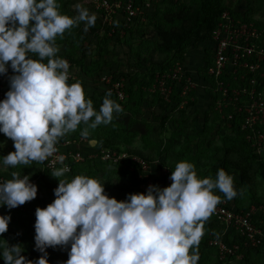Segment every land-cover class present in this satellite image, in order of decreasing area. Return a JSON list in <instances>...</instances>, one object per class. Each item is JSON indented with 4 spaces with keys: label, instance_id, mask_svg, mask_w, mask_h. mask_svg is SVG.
<instances>
[{
    "label": "clouds",
    "instance_id": "9594fccd",
    "mask_svg": "<svg viewBox=\"0 0 264 264\" xmlns=\"http://www.w3.org/2000/svg\"><path fill=\"white\" fill-rule=\"evenodd\" d=\"M73 7L77 14L70 17L61 13L59 0H0V76L9 84L0 100V133L15 149L0 157L5 168L42 163L68 133L84 125L80 135L88 139L89 129L108 125L114 113L122 112L111 91L97 111L79 81L68 83L70 66L57 55V37L80 23L87 32L96 21L81 3ZM66 172L67 166L55 168L51 176ZM11 175L0 184V207L9 210L37 196L29 175ZM169 179L170 186L149 185L146 193L129 194L123 201L110 198L105 183L88 175L58 179L53 202L35 210L34 251L42 255L28 259L20 245L0 239V259L48 264L46 249L59 246L69 248L65 264H198L204 224L222 202L214 190L227 200L238 191L224 169L215 178H201L188 161L178 162ZM10 220L0 215V236Z\"/></svg>",
    "mask_w": 264,
    "mask_h": 264
},
{
    "label": "rangeland",
    "instance_id": "374dc122",
    "mask_svg": "<svg viewBox=\"0 0 264 264\" xmlns=\"http://www.w3.org/2000/svg\"><path fill=\"white\" fill-rule=\"evenodd\" d=\"M92 1L93 0H59L61 5L60 11L62 14H66L70 17L75 16L77 12L73 5L79 2L83 7L87 8L91 14L94 13L92 10ZM190 1L191 0H182V3L188 5ZM249 1L254 0H224L222 2L223 4L228 5L231 9H238L239 11L246 12ZM254 8L257 11L254 18L264 17V0H255ZM180 16H185V14L182 11L179 12L177 7L163 6L156 21L158 25L157 27H160V29L156 26L150 25L146 30L147 33H145V38L139 41H132L131 38L133 45L131 54L126 45L112 42L101 44L99 40L100 38L97 39L98 44H96L94 43L92 36L88 37V40H90L91 43L93 42L91 44V56L95 57V54L98 53L100 56L105 55L109 60L115 61L123 70H126L127 68L129 69L130 64L135 62L137 64L139 63L138 65H141L142 70L143 68L145 70L147 67L151 66V63H156L157 61L170 57V51L167 50V46L171 44V42L178 41L181 38L179 35V33L182 32V26L179 22ZM166 17L175 18V22L172 26L165 21ZM120 20L121 19L119 18V21ZM76 28L77 31L68 38L71 48H66L64 43L57 45L59 47V52L57 54L65 60L68 59L63 56L66 52L68 53L69 49H73V51L77 53L81 47H87V42L84 41L81 36L82 30L84 31V24L80 23ZM102 35L100 33V36L98 35V37H102ZM121 35H124L123 41L130 40L131 34L122 32ZM206 50L207 45L199 43L197 49H189L185 54L184 64L186 71L193 76L194 81L198 85L187 99V101L194 103V105L190 106V104H188L185 108L180 105V107L178 106L175 110L170 109V119L167 125L162 127L160 125V117L164 115V113H161L158 118L159 120H156L153 116L155 105H152V107L150 105L153 102V99H155L154 82H147L146 87L143 84L142 86H138V89L135 87L130 94L127 93L128 96L123 102L117 101L116 99L114 100L121 105L122 112L119 114L114 113V118L108 125L102 124L105 127L103 130L107 135L105 140H113L112 143L106 144L107 147L115 148L116 150H125V152L126 150L129 152L134 151L135 154L133 155L138 153L136 155L137 157H141L140 155L142 154L144 158L147 159L151 168L147 172H143L139 167L125 163L114 165L111 163L97 162L95 165H85L86 167L95 168V170L83 175H90V177L104 182L105 193L110 198H116L118 201H123L129 194L146 193L149 185H157L161 187L162 184V186H165L167 184V178L171 175V171L174 170L175 165L180 161L193 163L198 177L204 178L211 176L215 178L212 175L213 167L219 166V163L213 161L214 156L220 153L225 147H230L235 144L237 136L233 128L225 120L221 119V117L217 119L216 123L213 120L208 121L209 124L206 126L207 129L206 127L204 128L205 122L203 115L205 112L208 113L209 105L212 104L209 94L207 93L208 85L202 81V68L205 64ZM177 63L179 62H169L170 66L165 69L169 70L172 65L174 66ZM70 73L75 80L81 79L83 75V71L79 66H72L70 68ZM141 75H144L145 82L150 78V75L144 74V71H142V73L139 72V74L133 77V85L140 84L139 78ZM93 85L94 84L92 83L82 84L86 98H90L94 91H97V86ZM171 123H175V125H172ZM84 127V125L79 126L76 131L68 133L65 137L73 135L81 136L80 131ZM89 133V136H91L92 134L90 131ZM65 137L60 140H63ZM87 140H90V138ZM106 145H101L102 147L99 150H95L94 153H100L102 150L108 149L104 147ZM198 146H200L199 149ZM13 151H15L13 141L5 137L3 133H0V157H4ZM39 169L40 166L37 162H33L27 166L18 165L15 168H5L0 164V172L26 173L30 177H36ZM46 175L45 179L42 180L41 178L40 199L20 210H6L5 214L11 216L8 227L20 231L23 236L29 238L28 242H19L18 240L17 244H15L20 245L23 248L24 252L21 253L22 255H25L28 259L32 260H36L40 257L34 251L28 249V245L35 244V210L38 207L45 208L48 204L53 202L55 199L54 190H52L50 186L52 185L56 188L59 183L58 179L67 178L68 180H71L74 178L72 172L70 174H65L64 177L60 178L52 177L51 173ZM231 176L235 183L238 178L237 175L232 174ZM215 191L219 190H214V192ZM232 202L235 203L237 207L239 206L241 208H264L263 179L258 176L256 184L250 189L245 190V193L241 198H233ZM258 217L264 218V214ZM3 238V236H0V239ZM203 239H205L206 244H208V237L205 233L201 241ZM201 243L199 245V250L213 256V264H219L218 261L223 262V264L247 263L228 258L221 259L220 255L218 256L214 249L208 248V245L203 248ZM57 248L61 247L57 246ZM47 250L48 249H46V251ZM256 252H258V258L249 257V259H251V263L249 264H264V244L259 247ZM32 254H34V257ZM53 258L54 257L48 255V262L51 264H65L68 259V257L65 256L62 258V261L58 262L57 259L59 258H56V261H53ZM204 258L205 256H202L201 262H203ZM0 264H4L3 259H0Z\"/></svg>",
    "mask_w": 264,
    "mask_h": 264
},
{
    "label": "built area",
    "instance_id": "2783aa9c",
    "mask_svg": "<svg viewBox=\"0 0 264 264\" xmlns=\"http://www.w3.org/2000/svg\"><path fill=\"white\" fill-rule=\"evenodd\" d=\"M162 1L164 0H93L92 4L97 11H102L103 20L108 25L115 26L124 20L125 25L130 28L131 25L136 24V21L142 24L148 23L147 15L152 13L156 5ZM237 11L239 16L231 11L222 13L208 43L212 64L207 69V76L215 82L214 87L208 82V90L215 101L214 111L221 119L232 125L231 123L241 117V123L236 129L245 134L255 156L264 160V17H255L247 22L243 20L245 12ZM122 32L125 31H121L120 34ZM121 37L123 38L124 35ZM67 62L70 73L72 66L68 60ZM70 79L75 80L71 73ZM172 82L177 85L182 84L180 96L183 99L198 87L185 67L177 64L167 73L158 74L156 77L155 90L159 91L160 96L167 102L171 101ZM100 83L107 92L111 91L116 95L117 101L126 100L128 95L125 92L124 78L114 80L112 74H104L100 78ZM8 90L7 78L0 76V100L5 98ZM186 102L183 100L181 106L183 107ZM87 143L88 140L82 137L59 140L56 145L57 152L39 164L51 173L55 168L67 166L68 172L65 174L72 172V162L84 163L87 160H99L114 165L122 163L137 165L143 172L151 168L145 159L127 151L119 152L108 148L100 153L86 152L84 146ZM60 156L64 157L62 162L59 160ZM9 179L11 177L0 174V184ZM39 181L40 178L30 179V183L37 186V196L32 201L40 195ZM171 183L168 177L167 184L161 188L170 186ZM21 208L22 205L16 207V209ZM259 210L256 207L247 211L238 210L227 199L218 203L211 217L216 218L224 226V230L221 236L213 237L209 241V246L217 250L221 259L233 257L242 260L247 250L262 244L264 232L253 223V217ZM232 231L240 236L241 242L227 241Z\"/></svg>",
    "mask_w": 264,
    "mask_h": 264
},
{
    "label": "trees",
    "instance_id": "16d2710c",
    "mask_svg": "<svg viewBox=\"0 0 264 264\" xmlns=\"http://www.w3.org/2000/svg\"><path fill=\"white\" fill-rule=\"evenodd\" d=\"M222 1L224 0H191L188 5H185L182 3V0H164L161 3L156 5V8L152 13L147 15L148 23L142 24L139 21H136V24L131 25L130 28H128L125 25L126 23L124 20H121L115 26L108 25L103 20L102 11H97L94 7H92V10L94 11V14L96 16L95 25L93 27H90L87 32L83 30L81 32L82 39L87 42V47H81L78 51L79 53L78 52L76 53L75 51H73V49H69L68 53L66 52L63 56V57H66L70 61L71 66H74V67L79 66L81 67L83 71V75L81 79L79 80L70 79L68 80V83L72 84V83L79 81L81 84L92 83L94 84L93 86H97V91H94V93L90 96V99L93 101L94 108L97 111H99L103 98L105 94L107 93L105 89L103 91L99 89L100 87L102 88V84L100 83V78L102 77V75L112 74L114 76V80H119L121 78H124L126 81L125 92L130 94L135 87H137L138 89V86H142V84L146 87L147 82L156 83V77L158 74L167 73L169 70L174 68L177 64H182L185 67V64H184L185 56H186L185 54L187 53V51L189 49L191 50L197 49L198 44L203 43L207 45V50L205 51V55H206L205 64L202 68L203 70L202 81L206 85H208V82H209L212 85V87H214L215 82L211 79H208V76H207V69L212 64V54H211V51L209 50L208 43L212 38V33L214 29L216 28L223 12L231 11L232 13L239 16L238 11H237L238 9L236 10L231 9L228 5L223 4ZM254 1L248 2L249 4L247 5V11L243 15L244 21H247V22L252 21L255 14H257V11L254 8ZM163 6L177 7L179 12L182 11L185 14V16H182V17L180 16L181 20L179 19V22L182 26V29H181L182 32L179 33V35L181 36V38L179 39L180 41L179 40L173 41L171 42V44L167 46V50L170 51L169 53L170 57L166 58L167 60L163 59V60L157 61L156 63L152 61L153 63H151V66L147 67L145 70L144 68L142 70L141 65H138L139 63L137 64L135 62V63L130 64L129 69L127 68L126 70H123L121 69V67H119L116 64L115 61L109 60L105 55L100 56L98 53V54H95V57L91 56V46H92L91 44L93 42L91 43V41L88 40V37H91V36L93 37L92 39L94 43L96 44H98L97 39L100 38L99 40L101 44L112 42V43H119L122 45H126L130 50L129 53L131 54L132 52L131 50L133 46L132 41L134 40L139 41L145 38L146 37L145 33H147L146 30L148 29L150 25L156 26V27L158 26L156 21H157L158 15L161 12ZM170 18L166 17L165 21L170 26H172V24L175 22V18H172V17ZM112 27L114 28V30H112ZM157 28L160 29V27H157ZM76 31H77L76 27H73L72 29L67 30L63 38L57 37L56 44L58 45V44L64 43L66 48H71L70 43L68 42V38L72 36ZM121 31H125L126 33L131 34L129 41H123V38L121 37V34H120ZM100 33L101 35L103 34L102 37H98V35L100 36ZM131 38H132V41H131ZM174 61L179 62V63L175 64L174 66L172 65V67L169 70L165 69L166 67L170 66L169 62L174 63ZM157 70H160V71H157ZM142 71H144V74L150 75L149 80L145 82L144 75H141L139 78L140 84L133 85V79H134L133 77L139 74V72L142 73ZM10 72L12 73L11 69H9V73ZM171 85L173 87V93L171 95L170 102L165 101L160 96L159 91L155 90V99H153V102L150 105L151 107L152 105H155L153 109V116L156 120H159L158 118L161 115V113H164V115L160 117L161 127L167 125L169 122V119H170L169 110L170 109L175 110V108H177L178 106L180 107L183 100L187 101V99L189 98V95L193 93V91H191L189 95L185 99H183V97L180 96L182 84L177 85V83L172 82ZM207 93L210 96V100L212 99L211 100L212 104L209 105L208 113L205 112V114L203 115L204 122H205L204 128L209 124L208 121L213 120L216 123L217 119L220 117V115L214 111L215 101H214V98H211L212 95H211L210 90H208ZM110 98L112 100H115V99L117 100L115 94H112ZM188 104H190V106L194 105V103L187 101L183 107L185 108L186 106H188ZM196 104H197V101H196ZM241 120H242L241 117H238L233 123H231L232 125H230L235 131L236 136H237V141L235 144L237 143L238 144L237 145L233 144L230 147H225L220 153L216 154L213 158L214 162L219 163V166L213 167L212 175L214 177L216 176L217 170L221 168L224 169L226 173H228L229 175H232V174L237 175L238 178H237V181L234 183V187L238 191V195L235 198H241V196L245 193V190L250 189L252 186H254L256 184L258 176L261 177L264 181V160H260L255 156V154L251 150L249 143L246 140L245 134H243L238 129H236V126L240 125ZM171 124L175 125V123H171ZM97 128L99 130L105 129V127L102 124L99 125ZM79 137L81 136L73 135V136L65 137L63 140L68 139V138L77 139ZM89 138L93 139L92 135L89 136ZM101 141H102L101 142L102 145L103 144L106 145V144L113 142V140L111 139H106V140L101 139ZM200 146H198V149ZM104 147L116 150L115 148L107 147V145ZM116 151L122 152L125 150H116ZM127 152L129 154H135L134 151H130V152L127 151ZM137 154L138 153H136V155ZM140 156L147 161V159L144 158L142 154ZM97 162L102 163V161H99V160H87L84 163L72 162V167H73L72 174L74 176L76 174L77 175L87 174L88 172L95 170V168L86 167L85 165H88V164L95 165V163ZM38 165L40 166L39 163ZM128 165H131V164H128ZM134 166H137V165H134ZM49 173L51 172L44 170L43 167L40 166V169L38 170L36 177H30V179L40 178V181H39L40 195L34 201L29 202V203L26 202L24 205H22L21 209L25 208L27 205H30L31 203L41 198L40 183L43 179L46 178L47 176L46 174H49ZM0 174L12 178V175H11L12 173L0 172ZM18 174L21 176L27 175L26 173H18ZM50 188H52V190L55 189V187L52 185L50 186ZM214 193L216 195H219L222 198V200L224 199L223 193L219 191H215ZM237 209L247 211L250 208H241L238 206ZM6 210H9V209H7L6 207H0V215L1 214L5 215ZM14 210H18V209L13 208L10 211H14ZM253 223L259 228H261L264 232V218L263 217H258L257 215L254 216ZM205 225H207V227L209 226L210 227L209 229H211L209 233H208V230L204 232L208 237L207 239L208 244H206L205 239L200 241V243L203 242L201 243L203 248L208 245V248L214 249L216 253L218 254L215 248L209 246V241L213 237L221 236L224 230V226L216 218L211 217V216L205 222ZM2 236L4 237L3 240H5L10 246L16 245L18 240L19 242L29 241L28 237L23 236L20 231L15 230L12 227H8V231L2 234ZM241 240L242 239L240 238V236L234 231H232V234H230L227 239L229 243H239L241 242ZM263 244H264V240L259 247H261ZM34 247H35V244L28 245V249L30 251H34ZM259 247L247 250L244 255V258L238 261L247 262L246 264L251 263V259H249V257L258 258L257 257L258 252H256V250L259 249ZM47 249L48 250L46 252L48 253V255H50L51 257H54L53 261H56V258H59L60 260L59 259L57 260L58 262H60L62 261L63 257L65 256L68 257L67 253H68L69 248L63 249V248L56 247V248H47ZM34 252L39 256L42 255L38 251H34ZM32 255L34 257V254ZM204 255H205V252H204ZM213 258H212L211 264L214 263ZM228 259L236 260L233 257H228ZM218 262L219 264H223V262L221 261H218ZM48 264H51V263L48 262Z\"/></svg>",
    "mask_w": 264,
    "mask_h": 264
},
{
    "label": "crops",
    "instance_id": "0c3cea01",
    "mask_svg": "<svg viewBox=\"0 0 264 264\" xmlns=\"http://www.w3.org/2000/svg\"><path fill=\"white\" fill-rule=\"evenodd\" d=\"M99 89L101 91H103L104 90L103 85H102V88L100 87ZM89 131L91 132L93 139L88 140V143L84 147H85L86 152L93 153V152H95V150H99L102 147L101 146L102 145L101 139H103V138L105 139V137H107V135H106V132L104 130H102V129L99 130L98 128L90 129ZM161 186H162V184H161ZM230 202H232V200H230ZM233 205L237 208L235 203H233ZM262 208L263 207H260V210L256 214L257 216L264 214V209H262ZM209 228H210L209 226L207 227V225L204 224V232H206V230H208V233H209L211 231V229H209ZM230 234H232V232H230L229 235ZM199 256H200V259L198 261V264H211L213 257L210 254L206 255V253H205V255H204V252L202 250H199ZM202 256H205L203 262H201Z\"/></svg>",
    "mask_w": 264,
    "mask_h": 264
}]
</instances>
